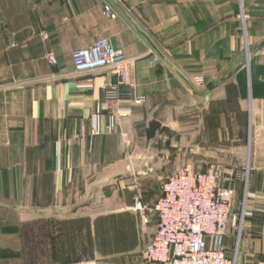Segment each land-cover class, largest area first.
Listing matches in <instances>:
<instances>
[{
  "label": "crops",
  "instance_id": "crops-1",
  "mask_svg": "<svg viewBox=\"0 0 264 264\" xmlns=\"http://www.w3.org/2000/svg\"><path fill=\"white\" fill-rule=\"evenodd\" d=\"M106 3L116 18L103 15ZM102 37L125 54L122 88L144 96L142 103L105 104L103 86L118 79L111 67L74 72L72 52ZM247 43L254 52L248 79ZM195 66L205 74V108L221 104L216 115H229L234 97L244 113L248 84L252 128L263 145L264 0H0V264H161L141 258L157 229L152 206L161 194L138 174L153 171L147 141L142 152L124 148L146 131L152 113L182 110L183 83ZM119 106L130 113L112 121ZM253 161L264 169L258 149ZM123 174L125 186L80 209ZM94 176L78 199L57 200L72 180ZM252 186L235 264H264V188ZM137 198L151 208L145 226ZM235 230L228 223L222 239L229 258Z\"/></svg>",
  "mask_w": 264,
  "mask_h": 264
},
{
  "label": "rangeland",
  "instance_id": "rangeland-1",
  "mask_svg": "<svg viewBox=\"0 0 264 264\" xmlns=\"http://www.w3.org/2000/svg\"><path fill=\"white\" fill-rule=\"evenodd\" d=\"M248 54H250V49H248L247 43V79L250 76L251 63V58L248 59ZM152 60L157 61L158 57L153 55ZM195 69L196 71L194 70L193 72L192 81L183 83V92L179 98L183 103L182 110H175L173 107H170L168 109L165 108V112L162 114L159 111H157L158 113H152L150 119L155 118L158 120L160 116L159 118L162 123L167 125V129L163 132H157L156 136L149 141L147 148L150 154L149 164L151 169L149 171H153L146 175L140 174V178L146 176V179L151 180L155 192L158 194L164 180L184 166H189L193 170L218 168L221 173L220 183L234 190L233 206L228 223L236 229V239L229 248H226L229 256L231 255L232 258L235 255L236 243L238 245L237 236L244 221V219L240 218L244 194L247 192L248 200L251 196L250 190H252L254 183L264 188V169H261V171L255 170L253 161L256 149H258V153L264 154V144L257 145L260 140H256L252 128V111L248 104V84L246 87V106L244 113L238 110V99L234 97L230 100V114L216 115L217 102L214 104L215 107L205 108L204 106V94H202L206 89L204 70H201L200 66H195ZM170 84L172 85V83ZM230 89L234 90L237 87L233 83ZM220 105L219 103L217 106ZM211 110L215 112L213 115ZM139 133L138 139L135 140L136 143L133 146L129 145L124 148L125 153L132 154V152L138 153L142 152V149L145 150L143 144L146 141V131H140ZM179 133L186 135L188 139V142L182 148L172 145L173 136ZM164 136L168 137L166 141L163 140ZM248 148L249 164L247 161ZM118 164L120 165L122 162H118ZM135 171L133 170L132 176ZM107 172L109 171H102L104 175ZM98 179V177L94 176L72 180L69 185L70 188L67 189L69 192L57 194V200L72 202L78 199ZM127 179L128 177L123 174L111 182L104 184L102 188L91 195L80 209L90 207L91 204L95 201L97 202L99 199L104 200L113 191V188L125 186L124 181ZM38 180L39 185H46L47 179L43 178ZM45 197L46 195L39 194L38 201H44ZM234 243L235 245H233Z\"/></svg>",
  "mask_w": 264,
  "mask_h": 264
},
{
  "label": "built area",
  "instance_id": "built-area-1",
  "mask_svg": "<svg viewBox=\"0 0 264 264\" xmlns=\"http://www.w3.org/2000/svg\"><path fill=\"white\" fill-rule=\"evenodd\" d=\"M103 15L116 18L109 3L103 6ZM51 64L55 56H47ZM75 73L111 67L118 79L116 83L103 86L105 104H140L145 100L131 90L122 87L127 83V58L123 51L115 49L107 37L92 45L76 49L71 55ZM104 104V103H103ZM130 107H118L116 114L122 117L130 113ZM220 170L210 168L193 170L184 166L169 175L161 186V194L152 206L158 219L157 229L141 253L146 262L161 264H235L227 256L222 239L226 233L229 215L233 206L234 190L220 183ZM248 194L245 192L240 218L244 219ZM134 209L140 213L141 225L148 222V205L139 198ZM236 252V251H235ZM236 255V253H235ZM61 264H91L74 261Z\"/></svg>",
  "mask_w": 264,
  "mask_h": 264
},
{
  "label": "water",
  "instance_id": "water-1",
  "mask_svg": "<svg viewBox=\"0 0 264 264\" xmlns=\"http://www.w3.org/2000/svg\"><path fill=\"white\" fill-rule=\"evenodd\" d=\"M253 53L254 52L252 51L250 54H248V59L252 57ZM166 129H167V127L165 125H162L157 119H155V118L154 119H151L148 122V126L146 128V141H147V145L149 144V141L156 136V133L157 132H163ZM167 138H168L167 136H164L163 137V140L166 141ZM177 142L179 143L178 145H177ZM172 143H173L172 145H174V147H177V146L178 147H183L186 144V138L180 137L179 135H174L173 138H172ZM144 167L147 168L148 167V164L146 163ZM150 169L151 168L149 167V170ZM145 173H146V170H141V171H139L138 174H145Z\"/></svg>",
  "mask_w": 264,
  "mask_h": 264
}]
</instances>
